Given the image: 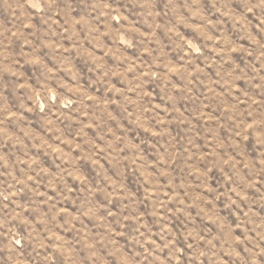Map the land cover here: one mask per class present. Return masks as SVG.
<instances>
[{
    "label": "clouds",
    "instance_id": "clouds-1",
    "mask_svg": "<svg viewBox=\"0 0 264 264\" xmlns=\"http://www.w3.org/2000/svg\"><path fill=\"white\" fill-rule=\"evenodd\" d=\"M0 264H264V0H0Z\"/></svg>",
    "mask_w": 264,
    "mask_h": 264
}]
</instances>
